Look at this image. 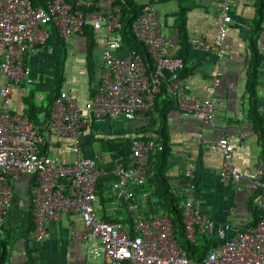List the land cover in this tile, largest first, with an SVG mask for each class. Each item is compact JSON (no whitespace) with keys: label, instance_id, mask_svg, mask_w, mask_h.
Here are the masks:
<instances>
[{"label":"built area","instance_id":"built-area-1","mask_svg":"<svg viewBox=\"0 0 264 264\" xmlns=\"http://www.w3.org/2000/svg\"><path fill=\"white\" fill-rule=\"evenodd\" d=\"M155 2L150 0L145 4L132 23L133 33L146 46L155 66V71H151L150 61L135 48L124 55L115 53L122 48L119 37L122 10L116 0L95 3L76 0V9L67 0H51L47 7L36 6L32 0H0V74L5 77L0 87V232L14 197L13 184L23 173H29L36 177L31 190V210L37 242L46 239L51 222L59 220L62 212L70 211L79 213L83 220V229L73 230L72 234L78 238H96L101 247L92 249L93 256L105 257L110 264H264V217L240 228L228 222L218 226L201 210V195L191 169L185 173L188 179L181 184L180 194L185 234L193 242L198 232L225 240L212 247L204 258L192 260L188 256L176 238L177 229L170 215L157 212L146 216L140 200H131L136 195L135 187L144 186L148 180L151 152L162 148L155 138L134 137L128 158L125 161L114 158L115 178L111 181V190L117 198L129 201L133 226L122 220L108 221L97 216V186L108 171L99 164L98 157L84 154L81 139L92 123L104 118L133 119L147 115L164 72L170 73L169 92L182 112L194 114L207 123L215 119L220 73L207 85L208 96L186 91L179 73L184 68V58L170 53L172 44L164 34ZM219 16V36L211 48L218 61L228 48L226 37L233 21L231 0H220ZM88 24L104 33L97 40L102 45L98 89L85 105L81 107L64 90L55 98L44 125L12 111V86L21 80L32 81L26 57L46 45L52 34L49 26L54 25L62 37L69 38L84 33ZM190 43L194 48L205 45L200 38H192ZM48 134L68 138L67 148L74 153L71 162L41 152ZM209 148L222 155L220 181L225 185L238 184L246 178L255 192L253 204L264 212V168L237 169L236 148L227 136L211 141Z\"/></svg>","mask_w":264,"mask_h":264},{"label":"crops","instance_id":"crops-1","mask_svg":"<svg viewBox=\"0 0 264 264\" xmlns=\"http://www.w3.org/2000/svg\"><path fill=\"white\" fill-rule=\"evenodd\" d=\"M86 1L95 3L97 0ZM133 1L145 6L150 0ZM219 6L220 0L155 2L164 25V34L172 44L170 53H182L183 43L187 45L186 69L182 71V74H186H181L186 91L200 97L208 96L207 85L214 75L220 73L217 88L219 102L211 123L202 121L194 114L182 112L174 98L169 96L170 92L166 96L173 100L166 114L171 151L169 174L172 190L179 195L181 184L188 179L185 173L191 169L201 195L202 212L218 226L228 222L234 228H240L257 220L260 210L252 202L255 192L248 186L246 178L238 184L225 185L220 181L222 155L210 149L209 144L219 136H227L236 148L234 165L237 169L264 168V139L261 140L259 135L257 117L264 118V10L261 14L257 0H231L233 21L226 37L228 48L218 61L211 48L219 36ZM49 28L52 34L46 45L39 51L28 53L26 57L32 81H19L12 86L10 93L12 111L28 116L32 104L38 108L35 120L39 125H44L49 118L47 106L57 88L68 91L83 107L98 89L102 65V45L97 40L104 33L103 30L92 27L95 47L90 51L93 41L84 33L62 38L54 25ZM58 36L62 38L61 41L57 39ZM192 38H200L205 45L192 47ZM129 49L130 46L122 41V48L115 53L124 55ZM145 59L149 61L148 57ZM150 70L155 71L153 64ZM4 82L5 77L0 74V87ZM254 104L257 115L253 113ZM1 106L0 96V112ZM151 120L152 116L148 114L133 119L124 116L104 118L85 130L81 139L84 154L98 157L99 164L108 171L100 180L95 203L99 218L128 220L126 204L118 201L113 191L106 188V184L115 178V152L111 146L149 125ZM152 133L151 130L148 135ZM46 138L41 152L56 155L64 162L73 160L74 153L67 148L68 138L55 134H48ZM99 139H104L105 144ZM147 183L142 188L145 192L141 194V199L146 214H149L144 205L152 188ZM35 184L36 177L29 173H23L13 184L14 197L0 232L1 264H110L105 257L93 256L92 249L101 247L96 238H78L72 234L73 230L83 229L82 217L77 212H62L59 220L49 224L43 242L34 239L31 190Z\"/></svg>","mask_w":264,"mask_h":264},{"label":"trees","instance_id":"trees-1","mask_svg":"<svg viewBox=\"0 0 264 264\" xmlns=\"http://www.w3.org/2000/svg\"><path fill=\"white\" fill-rule=\"evenodd\" d=\"M32 1L34 5L43 6V7H47L48 4L51 2V0H47L46 2H41L37 0H32ZM68 1L74 6V9L77 8L75 4L76 0H68ZM257 1L260 4V13L262 14L264 10V0H257ZM116 3L121 7V10H122V28L119 30L121 34L120 37L121 39H123L122 41L126 42L130 46V48H135L145 58L148 57L150 61V66H151L152 61L150 59L146 46L136 38L132 30V23L134 19L141 12L144 5L142 4L140 5L137 2H134L133 0H116ZM93 33L94 31L91 25L88 24L84 27L85 36L90 38L92 41L94 40ZM62 38H60L59 36L57 37V39L60 41L62 40ZM94 44L95 42L93 41V45H90V51L94 49L95 47ZM183 44H184L183 45L184 51L182 53L179 52L177 54L179 56H182L185 62L184 68L179 72L180 75L182 74V71H185L186 69L187 55H188L187 45L185 44V42ZM185 74L186 72H184L182 76H185ZM169 78H170L169 72H164L160 76L159 88L155 93V102H154L152 109L148 112V115L152 116V120L150 124L147 126H143L140 129L132 132V134H130V136L128 137L121 138L119 141H116L114 145L111 147H112V151L115 152L114 158H121L122 160L125 161L128 158L129 153L131 151L132 139L134 137H138L142 139L155 138L158 142L162 144L161 149L156 148L150 154L149 177L147 180L148 181L147 186L149 188H152V191L149 193L148 197L145 198L146 202L144 205L148 208L149 214H146L147 212L143 208L144 203H142L143 201L141 199V194L145 192L142 189L143 186L135 187L136 195L131 200L132 201L140 200L141 210L146 216H150L157 212H162L164 214L170 215L177 229L176 230L177 240L184 247V249L187 251L188 256L192 260H200L207 255V253L212 247L218 245L219 243L225 240L218 239L217 237H214L208 233L198 232L196 241L193 242V241H190L185 234V227H184L183 213H182L183 208L181 204L183 200V196L180 194L179 195L175 194L173 192L171 177L168 174L170 171L169 157H170L171 151H170V145H169L170 138H169V132H168L167 122H166V114H167L168 109L170 108V104L173 103V100L166 97L167 95H169ZM57 89L58 90L56 91V94L53 96L52 100L47 106L48 115H50L51 108H52L55 98L61 92L59 88ZM96 91L97 90H95L94 93ZM169 96L171 98H174L172 95H169ZM175 104L177 105L176 100H175ZM253 107H254L253 113L257 115L256 104H254ZM37 112H38V108H36L34 104H32L30 107L29 113H28V117L34 123H37L35 120V115L37 114ZM257 117H258L259 135H260L261 140H263L264 139V118L259 115ZM153 126H156V128L155 127L153 128ZM151 130L153 133L151 136H149L148 133L149 131L151 132ZM100 180L97 186L98 191H99V186L101 184ZM110 184L111 182L106 184V188L109 187L111 189ZM197 187L198 186L196 185V188ZM116 199L120 202H124L128 210V205H129L128 200H125L123 198H117V197ZM128 213H129L128 220H122V221L124 222L129 221L127 223L133 226L134 217L132 216V214H130V212ZM258 214L259 215L257 216V220L250 224H254L264 217V212L262 210L258 211ZM108 221H112V220H108ZM132 235H134V232H132ZM1 263H2V260L0 259V264Z\"/></svg>","mask_w":264,"mask_h":264},{"label":"rangeland","instance_id":"rangeland-1","mask_svg":"<svg viewBox=\"0 0 264 264\" xmlns=\"http://www.w3.org/2000/svg\"><path fill=\"white\" fill-rule=\"evenodd\" d=\"M125 125H127V124L125 123ZM125 125H124V126H125ZM98 141H100L101 143H104V144H105V142H106L104 139H99ZM110 141H111V140H110ZM84 153H85V152H84ZM86 153L89 154L88 152H86Z\"/></svg>","mask_w":264,"mask_h":264}]
</instances>
